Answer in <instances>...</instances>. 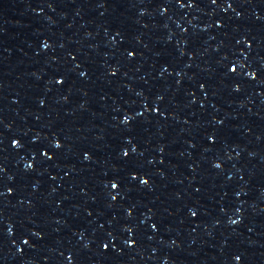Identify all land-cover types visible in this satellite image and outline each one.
Listing matches in <instances>:
<instances>
[{"label":"water","instance_id":"water-1","mask_svg":"<svg viewBox=\"0 0 264 264\" xmlns=\"http://www.w3.org/2000/svg\"><path fill=\"white\" fill-rule=\"evenodd\" d=\"M0 264H264V0H0Z\"/></svg>","mask_w":264,"mask_h":264},{"label":"snow or ice","instance_id":"snow-or-ice-1","mask_svg":"<svg viewBox=\"0 0 264 264\" xmlns=\"http://www.w3.org/2000/svg\"><path fill=\"white\" fill-rule=\"evenodd\" d=\"M113 187L115 188V187H116V185H113Z\"/></svg>","mask_w":264,"mask_h":264}]
</instances>
